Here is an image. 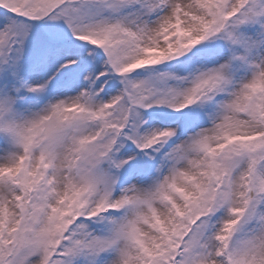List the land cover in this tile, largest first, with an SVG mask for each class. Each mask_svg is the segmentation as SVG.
<instances>
[{
	"label": "snow or ice",
	"instance_id": "obj_1",
	"mask_svg": "<svg viewBox=\"0 0 264 264\" xmlns=\"http://www.w3.org/2000/svg\"><path fill=\"white\" fill-rule=\"evenodd\" d=\"M0 264H264V0H0Z\"/></svg>",
	"mask_w": 264,
	"mask_h": 264
}]
</instances>
